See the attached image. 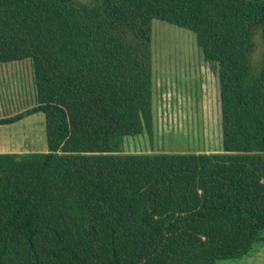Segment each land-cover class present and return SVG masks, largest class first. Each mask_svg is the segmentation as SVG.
<instances>
[{
	"label": "trees",
	"instance_id": "16d2710c",
	"mask_svg": "<svg viewBox=\"0 0 264 264\" xmlns=\"http://www.w3.org/2000/svg\"><path fill=\"white\" fill-rule=\"evenodd\" d=\"M152 18L216 69L220 150L121 151L153 134ZM24 57L35 103L0 122L41 110L46 150L0 151V264H217L264 238V0H0V62Z\"/></svg>",
	"mask_w": 264,
	"mask_h": 264
},
{
	"label": "rangeland",
	"instance_id": "374dc122",
	"mask_svg": "<svg viewBox=\"0 0 264 264\" xmlns=\"http://www.w3.org/2000/svg\"><path fill=\"white\" fill-rule=\"evenodd\" d=\"M150 49L153 134L151 139L145 133L124 135L121 151L220 150L217 73L203 59L193 33L152 18ZM261 50L262 43L255 36L253 55ZM34 103L31 58L0 62V111H21ZM0 125L1 138L24 131L32 143L42 141L46 147L41 110L23 113ZM236 261L221 259L217 264Z\"/></svg>",
	"mask_w": 264,
	"mask_h": 264
},
{
	"label": "crops",
	"instance_id": "0c3cea01",
	"mask_svg": "<svg viewBox=\"0 0 264 264\" xmlns=\"http://www.w3.org/2000/svg\"><path fill=\"white\" fill-rule=\"evenodd\" d=\"M19 111H0V117L8 116ZM3 127V125H0ZM46 142V141H45ZM46 147L43 142L32 143L28 136H25L24 131L16 132L11 136L0 137V151H44ZM236 259V264H264V238L256 240L251 248L242 256L233 258Z\"/></svg>",
	"mask_w": 264,
	"mask_h": 264
}]
</instances>
